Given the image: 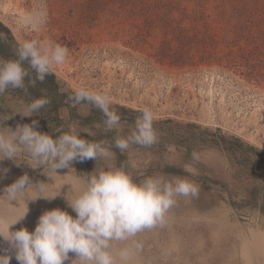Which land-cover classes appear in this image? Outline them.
<instances>
[{
  "label": "rangeland",
  "instance_id": "374dc122",
  "mask_svg": "<svg viewBox=\"0 0 264 264\" xmlns=\"http://www.w3.org/2000/svg\"><path fill=\"white\" fill-rule=\"evenodd\" d=\"M41 11L46 20L34 22ZM0 21L19 44L35 39L66 47V61L52 72L70 89L103 92L113 108L136 112L124 113L127 125L149 108L154 122H161L159 133L175 135L158 136L151 148L133 145L124 154L113 148L116 162L134 179L164 174L199 186L197 197L177 198L163 225L127 242L141 245L132 264H264V172L204 140L218 131L264 156V0H0ZM21 100L17 90L0 96L3 116H10L7 126L30 124L29 117L16 114ZM65 108L68 114L63 125H54V138L70 122ZM77 113L85 118L91 112L82 116L77 108ZM102 119L101 114L96 122ZM176 122L206 130L203 143H192ZM5 123L0 119V127ZM38 130L44 132L43 126ZM94 130V138L81 135L108 141L114 135ZM96 164L74 162L73 169L53 173L26 154L0 161V169L8 170L0 173V232L7 235L8 227L32 232L39 216L57 207L75 217L65 199L72 194L68 184L75 187L73 178L86 179ZM24 174L33 185L43 182L45 190L30 185L15 200L3 195ZM0 255L19 264L2 236ZM72 259L70 253L65 264Z\"/></svg>",
  "mask_w": 264,
  "mask_h": 264
},
{
  "label": "clouds",
  "instance_id": "9594fccd",
  "mask_svg": "<svg viewBox=\"0 0 264 264\" xmlns=\"http://www.w3.org/2000/svg\"><path fill=\"white\" fill-rule=\"evenodd\" d=\"M45 20L44 11L34 18L36 23ZM3 42H7V36L0 33V43ZM14 56L0 57V96L16 89L27 94L29 87H36L37 82L43 83L55 66L66 61L68 49L58 43L44 45L30 39L15 47ZM59 91L67 90L60 87ZM41 92L40 97L30 102L21 100L22 110L16 114L23 117L38 114L50 103L47 90L41 89ZM66 103L78 108L82 116H87L95 108L102 113L103 119L91 127L70 121L66 125L67 130H59L54 138L51 133L39 131V122L35 119L30 124H17L13 128L5 123L10 116L0 117L6 125L0 127V161H16L20 154H26L30 160L53 173L73 169L71 165L74 162L97 161L86 179L75 176L76 186L68 184L72 194L66 193V203L76 215L73 217L59 207L45 210L39 216L34 231L20 228L10 232L8 227V234L0 232V236L15 250L19 264H65L70 253L75 256L70 264H132L134 252L141 245L137 242L133 248L127 242L145 230L163 225L166 213L177 198L197 197L199 186L185 177L164 174L137 180L125 164L116 162L113 148L124 154L133 145L151 148L158 142L153 112L149 108H144L134 123L127 125L112 107L110 97L103 92L80 87L68 94ZM61 112V119H65L68 109ZM94 129L105 134L114 133L112 140L82 137L81 133H86L94 138L97 135ZM7 171L0 169V173ZM30 185L45 190L43 182L33 185L29 176L24 174L7 186L3 195L15 200ZM117 244L121 246L117 247ZM9 262L10 256L0 255V264Z\"/></svg>",
  "mask_w": 264,
  "mask_h": 264
},
{
  "label": "trees",
  "instance_id": "16d2710c",
  "mask_svg": "<svg viewBox=\"0 0 264 264\" xmlns=\"http://www.w3.org/2000/svg\"><path fill=\"white\" fill-rule=\"evenodd\" d=\"M0 33H4L7 36V42L0 43V57L4 58H15L14 50L15 47L19 44L12 33V31L0 21ZM27 83V80H26ZM60 87L65 88L67 91L61 93L59 91ZM41 89L47 90V96L50 99V103L46 105L44 108L40 110V112L32 117H29L28 121L31 123L33 119L39 122L40 126H43L44 132L54 133V125L55 127L63 125L64 119H61L63 107L68 106L71 111L70 121H79L83 125H89L96 122L100 115L102 114L99 110L93 108L88 117H80L77 113V108L70 107L68 103H66L68 94L73 91L70 89L67 84L59 79L53 72L51 75H48L43 83L37 82L36 87H29L27 94L23 90L16 89L21 92L24 97V101L30 102L32 99L40 97L42 95ZM50 108V109H47ZM117 113L121 116L122 120L124 119V113H136L132 110H127L125 108H114ZM5 114L4 110L0 107V117ZM103 117V116H102ZM56 120L58 124H53V121ZM161 122H154V128L157 130L158 136L162 139L175 137L173 132H170L168 135L163 136V134L159 133V124ZM178 127L186 128L188 131V137H192V143L196 145H200L203 143L201 135L207 133L206 130H202L199 126H195L194 124H180L177 123ZM193 128H198L196 130L198 133L192 132ZM212 138L209 140L208 138H204L205 142H207L208 146L218 147L224 149V151L233 152L234 154H238V159L240 164L250 167L257 168L264 172V156H262V152L253 146H250L243 142L241 139L236 137H228L219 133L218 131L213 134ZM54 136V134H53ZM189 137V139H191ZM199 147V146H198ZM201 147V146H200ZM122 156H120L121 158ZM123 159V157H122ZM257 159V164H255V160ZM263 165V167H262ZM258 170V171H259ZM256 191L253 196H256ZM258 199V198H257Z\"/></svg>",
  "mask_w": 264,
  "mask_h": 264
}]
</instances>
